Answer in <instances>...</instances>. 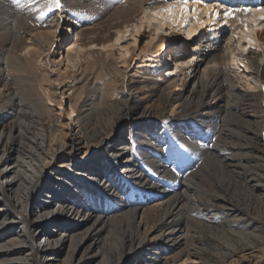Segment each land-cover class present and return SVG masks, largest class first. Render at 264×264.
I'll return each mask as SVG.
<instances>
[{"label":"bare ground","instance_id":"1","mask_svg":"<svg viewBox=\"0 0 264 264\" xmlns=\"http://www.w3.org/2000/svg\"><path fill=\"white\" fill-rule=\"evenodd\" d=\"M244 1L188 0L182 11L183 0H61L58 10L64 19L51 20L54 7L50 0H20L19 6L13 0H0V102L7 108L0 113V264H93V257L99 258L96 264H118L148 237H156L154 231L142 230L141 222L145 215L158 212L163 213L168 228L157 236L155 251L161 249L166 262L175 263L182 255V261L193 262V252L181 248V216L194 199V172L180 178L164 163L179 140L188 148L192 145L193 151L200 153L199 158H211L225 173L231 161L219 156L228 148L226 135L264 134V21L260 20L264 12L258 10L264 8V0ZM245 8L251 11L245 13ZM99 9L118 13L101 21ZM228 9L231 15L225 17L223 13ZM144 21L149 30L141 31ZM63 23L71 30L70 40L60 46L63 58L70 64L66 68L77 67L81 76L89 70L87 84L103 104L110 88H99L91 80L100 71L106 75L109 67L129 79L133 75L125 65L135 62L136 81L129 84L118 112L112 109L103 113L105 109H92L93 104L88 108L90 103L82 97V87H77L69 97L72 123L63 121L49 104L54 94L51 86L44 88L43 84L50 81L45 69L38 81L46 99L32 96L27 109H22L21 102L15 103V77L7 70H16L21 56L31 61L41 55L45 46L52 45ZM205 31L208 33L204 35ZM33 32H37L33 43L26 42L27 35ZM126 36L127 42L121 43ZM138 37L144 43L136 49ZM185 40L192 45L188 57L181 54ZM117 45L118 63L109 54L110 47ZM168 50L170 68L154 76L156 69L152 67L167 65V60L162 61ZM92 72L95 75L90 77ZM60 77L56 81L64 88L65 79ZM152 102L175 114L177 129L170 127L168 132L169 128L156 122L130 126H136L139 139L147 141L141 142L139 150L152 170L172 179L161 181V185L153 182L148 173L144 177L138 160L128 155L133 147L114 133L124 120L156 113L148 109ZM73 124L77 132L71 128ZM103 143L111 148L99 153L97 147ZM176 153L179 156H174L173 166L178 168L179 162L188 158L183 151ZM73 154L80 157V162ZM120 156H126L124 161L114 164L112 159ZM86 158L91 161L88 163ZM105 158L110 161L104 162ZM55 160L61 169L52 166ZM99 161H103L100 166L96 164ZM91 162L94 166H90ZM73 167V172L65 170ZM50 173L56 180L49 183L45 179ZM77 175L87 178L86 184L78 183L74 177ZM126 175L133 185L123 188ZM134 186L142 190L137 204L146 206V210L141 211L139 220L135 210L127 215L134 221L130 233L106 237L98 244L107 216L118 214L122 201L128 206L134 204V190L139 192ZM37 190L44 194L35 198ZM108 199L117 202L107 205ZM164 239L171 245L163 247ZM160 260L149 262L158 264Z\"/></svg>","mask_w":264,"mask_h":264},{"label":"rangeland","instance_id":"2","mask_svg":"<svg viewBox=\"0 0 264 264\" xmlns=\"http://www.w3.org/2000/svg\"><path fill=\"white\" fill-rule=\"evenodd\" d=\"M117 11L99 9L102 17H100V20L102 21L104 18H107V20L112 19L116 13H118ZM60 14L58 9L53 8L49 18L51 20H56L58 18L61 20L64 19V17H62L63 15ZM10 18L11 16H9V19ZM146 25L147 24L144 21L141 31L149 30V27ZM206 33L208 32L205 31L204 35ZM36 35L37 32L27 35L26 42L33 43ZM8 36V30H6L5 38H8ZM53 38L54 40L52 45L45 46L43 53L36 56L35 60L28 61L21 56L20 61L16 63L18 68H15L16 70H7L15 77L13 84L14 91L17 95L15 103L19 104V102H21L19 105H23L22 109H27L25 107L28 106V99L32 100V96H34V98L36 97L35 99H46L45 94L39 88L38 81L42 73L41 70L45 69L49 72L50 81L43 84L44 88L49 89V86H51V93L53 92L54 94V97L49 104L52 105L55 112L61 115L63 121H71L72 123L71 118L73 114H70L69 99L74 95L71 91L77 87H82V97L86 99V102L89 101L90 103L87 105L88 108H91L93 104L92 109H105L103 110V113L108 111L111 112L112 109H115V111L118 112V109H122L120 106L124 105L125 95L128 92L127 88L130 87V83H132L135 80L134 78H136L133 73L135 70V62L132 61L129 65H125L126 71L129 73L131 72L133 75L129 79L118 75L112 67H109L106 70V75L104 74V71H100L101 74H98L97 77L91 80L96 82L99 88L103 85L110 88L105 101H103L105 103L103 104L102 100L99 99V94L91 89V85L89 88L87 84L86 77L89 70L86 69L84 75L81 76V70H78L77 67L71 66L70 69L66 68L68 63L66 62V59L63 58L65 53L63 52V48L60 46H62V44L65 45L70 40V28L66 26L65 23L61 24ZM127 38V36L122 37L120 42L123 44L126 43ZM138 39L139 40L137 41L135 47L136 49H138L139 46H143L144 43V39H142L141 42L139 37ZM185 41L186 44L182 45L183 52L181 54L185 56L187 55L186 57H188L191 53L192 45L190 44L191 41ZM117 48L118 45L114 48L110 47L109 54H113L112 59L118 63V61H120V55ZM103 50V52H105V49ZM21 54H24V51H22ZM166 54L167 55L164 56L165 59H163L162 62L165 63L167 60V65L162 68L152 67L153 69H156L155 71L153 70L154 76H157V73H163L164 69L170 68L169 65L171 64V61H168L170 50H168ZM135 60L140 62L139 58H136ZM3 64L4 68H9V66H5L6 62ZM159 64L160 61L157 62V65ZM95 70L97 69H94V71ZM92 73L93 74L90 77L95 75L94 72ZM60 76L65 79L66 87L64 88H61L58 81H56V79ZM109 76L111 79H108ZM63 92L64 95L62 94ZM257 102L259 101L257 100ZM6 109L5 105L0 102V113ZM12 109L14 108L12 107ZM148 109H154L156 110V113L147 114L144 117L135 115L127 120L123 119L124 122L122 127L115 128L114 133H117L118 136L125 138L129 147H133L132 151L129 152L128 155L133 154L132 157H135V160H138L137 165L139 164L138 166L141 167L144 177L148 173L152 177L153 182L157 185H161L159 184L161 181L172 182L170 181L172 179L165 176V174L160 171L155 172L154 169L152 170L150 164H148L145 157H142L139 150V148L141 149V142L146 143L147 141L139 139V135L137 133L138 131L135 128L136 126L130 125H148L156 122L158 126L163 125V127L167 129L169 128L168 132H170V127H172L173 130L177 129L175 123L177 118H175V114L170 112L169 109H166L160 104L158 105L156 102L155 104L153 102L150 103ZM255 109L259 108L257 107ZM121 112H123V110H121ZM28 115L32 117L37 116L36 113L32 112H28ZM178 120L180 121V119ZM43 122H45L44 119ZM221 124L223 123L221 122ZM255 126H257L258 129L260 128L259 125ZM71 128H73L75 132L78 130L75 124H73ZM240 129L245 131L243 127ZM140 135L142 136V134ZM164 135L167 134L164 133ZM228 135L230 136L231 134L226 135L228 139V148H226V150H222L220 152L221 156H219L220 159L225 156L223 159L231 161L228 167L229 171H226L225 173L218 170V164L211 158H204L205 156L199 158L200 153L193 151L194 148L192 145H189L190 147L188 148L185 144L179 142V140L173 144L175 151L173 150L172 155L169 154L171 157L168 156L166 157L167 159H165L167 163L164 164L169 167V171L180 178L185 177V175L191 173L192 171L194 172V199L191 200L181 216V226L183 227V239L181 245L183 247L181 248H185L193 252V262L188 263L187 261H182L185 257L183 255L180 256L175 263L171 260L166 262L162 260L164 259V254H162L163 251L161 249L155 251V248L158 246L156 242L157 236L165 234L168 228L166 226L167 221L165 220L163 213L158 212L145 215L143 221L141 222V229L143 230L146 228L151 232L154 231L153 235H156V237L153 239L148 237V240L140 247L134 248L126 253L125 258L118 264H142L147 260V263L150 264V259L157 261L158 259H161L158 264H264V134L259 135L260 137H252L250 135L238 137L231 135V138ZM200 143H203V140L200 141ZM110 148L111 146L103 143L101 146L97 147V151L99 153H106ZM178 151H183V153H185V157L188 159L183 161L181 160L178 168H175L173 166L175 159L173 158L176 155L179 156V154L176 153ZM75 157L77 159L79 158L80 162V157ZM124 157L126 156H120L116 159H112V161L114 164L119 163L120 161H124ZM190 158L192 159L190 160ZM86 159L88 160V163L91 161L90 158ZM105 161L108 162L110 159L105 158L104 162ZM100 162L103 161H99L96 164L100 166ZM58 165V160H55L52 166L54 168H60ZM90 166H94V163L91 162ZM75 168L76 167L65 170L73 172ZM156 174L158 175L155 176ZM54 175V173H50L45 180H48L49 183L56 180V176ZM74 177L77 182L82 183V185L86 184V180H88L81 175ZM116 178L114 180H116ZM126 178L122 183L123 188L130 187L129 184L133 185L127 175ZM114 185L117 186L118 184L116 183ZM138 187L139 186H134L135 189H139V192L138 190H134L133 194H136L134 202L132 201L134 204H129V206L126 204V206L122 201L120 203L121 208L118 211L119 213L117 212L118 214H113V212L107 216V225L102 229L101 234L99 235L98 244H102V242H104V238L106 237H111V239H113L118 238L125 233L131 232V227H133L132 223L134 221L127 215L135 210L137 212L135 214V218L136 220H139L141 211L146 210V206L141 207V204H137L140 203L139 198L142 191ZM123 190L125 191V189ZM40 194H44V192L37 190L34 197L38 198L40 197ZM113 202L117 201L115 199L106 200L107 205L110 203L112 204ZM25 217L26 214L24 213L23 218ZM83 222L84 221H80L79 223L84 224ZM47 228H50V226H47ZM170 243V240L164 239L162 240L163 245H161L163 247L170 246ZM98 261V257H93V264H96Z\"/></svg>","mask_w":264,"mask_h":264},{"label":"snow or ice","instance_id":"3","mask_svg":"<svg viewBox=\"0 0 264 264\" xmlns=\"http://www.w3.org/2000/svg\"><path fill=\"white\" fill-rule=\"evenodd\" d=\"M196 2H200V0H196ZM13 3H15L16 5L19 6L20 0H13ZM187 4H188V0H183V4L181 5V10L182 11H184L186 9V5ZM50 5L52 7H54V8H56V9H59L61 7V0H50ZM258 10L261 11V12H264V8H261V9H258ZM243 11L245 13H247V12H250L251 9L245 8V9H243ZM231 12H232V10L228 9V10H225L223 14H224L225 17H228L229 15H231ZM217 15H219V14H217ZM260 20L264 21V15H262L260 17ZM117 43H119V41H117Z\"/></svg>","mask_w":264,"mask_h":264}]
</instances>
